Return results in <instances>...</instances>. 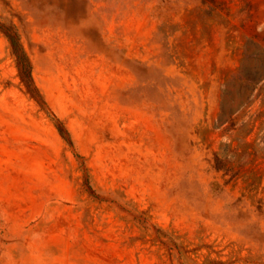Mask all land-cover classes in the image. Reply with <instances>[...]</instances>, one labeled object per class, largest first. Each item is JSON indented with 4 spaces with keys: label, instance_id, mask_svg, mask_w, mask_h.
Returning <instances> with one entry per match:
<instances>
[{
    "label": "rangeland",
    "instance_id": "obj_1",
    "mask_svg": "<svg viewBox=\"0 0 264 264\" xmlns=\"http://www.w3.org/2000/svg\"><path fill=\"white\" fill-rule=\"evenodd\" d=\"M0 19L50 108L0 32V264H173L134 218L198 264H264V0H0Z\"/></svg>",
    "mask_w": 264,
    "mask_h": 264
},
{
    "label": "trees",
    "instance_id": "obj_2",
    "mask_svg": "<svg viewBox=\"0 0 264 264\" xmlns=\"http://www.w3.org/2000/svg\"><path fill=\"white\" fill-rule=\"evenodd\" d=\"M0 32L5 36L10 44L12 54L16 60L21 83L24 85L27 94L36 100L43 110L50 113L49 105L41 90L35 83L32 62L21 42V37L17 27L13 23H7L0 19ZM51 117L62 139L68 144V146L74 148L72 135L65 123L54 115ZM75 156L77 159H79L81 171L84 173L83 185L86 188V191L93 196L95 192L91 185L90 174L89 169L86 166V160L80 154H75ZM134 220L145 234L153 237L152 241L155 244H158L162 248L166 249L173 264L174 262H177L178 264H198V262L191 256V254H195L194 252L198 250L194 251L189 249L182 236L176 234L175 232H169L158 227L156 228V226H153L148 222L147 218H134Z\"/></svg>",
    "mask_w": 264,
    "mask_h": 264
}]
</instances>
